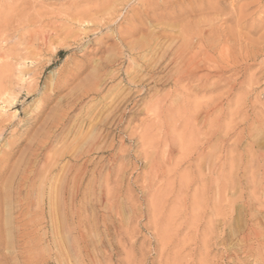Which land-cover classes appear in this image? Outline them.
Wrapping results in <instances>:
<instances>
[{
  "label": "rangeland",
  "instance_id": "rangeland-1",
  "mask_svg": "<svg viewBox=\"0 0 264 264\" xmlns=\"http://www.w3.org/2000/svg\"><path fill=\"white\" fill-rule=\"evenodd\" d=\"M121 1L0 0V264H264V0Z\"/></svg>",
  "mask_w": 264,
  "mask_h": 264
},
{
  "label": "bare ground",
  "instance_id": "bare-ground-1",
  "mask_svg": "<svg viewBox=\"0 0 264 264\" xmlns=\"http://www.w3.org/2000/svg\"><path fill=\"white\" fill-rule=\"evenodd\" d=\"M94 1H95V0H94ZM98 1H99V0H98ZM120 1H121V0H120ZM141 1H142V0H141ZM141 1H140V3H141ZM156 1H157V0H156ZM164 1H165V0H164ZM187 1H188V0H187ZM198 1H199V0H198ZM215 1H216V0H215ZM184 2H185V1H184ZM91 3H92V1L90 2V4H91ZM96 3H97V1H96ZM121 3H122V1H121ZM147 3H148V1H147ZM147 3H146V4H147ZM149 3H150V1H149ZM153 3H154V0H153ZM166 3H167V0H166ZM175 3H176V1H175ZM200 3H201V2H200ZM208 3H209V0H208ZM94 4H95V3H94ZM124 4H125V3H124ZM137 4H138V3H137ZM162 4H163V3H162ZM195 4H196V1H195ZM144 5H145V4H144ZM147 5H148V4H147ZM155 5H156V4H155ZM164 5H165V4H164ZM206 5H207V4H206ZM211 5H212V4H211ZM213 5L215 6L216 4L213 3ZM97 6H98V7H97ZM97 6H96V5H93V7H95V8H99V7H100V5H97ZM124 6H125V5H124ZM128 6H129V5H128ZM132 6H133V5H132ZM149 6H150V4H149ZM149 6H148V7H149ZM156 6H157V5H156ZM159 6H160V5H159ZM165 6H166V5H165ZM198 6H199V5H198ZM93 7H92V8H93ZM121 7H122V6H121ZM129 7H130V6H129ZM145 7H146V6H145ZM145 7H144V8H145ZM150 7H151V6H150ZM150 7H149V8H150ZM152 7H153V5H152ZM152 7H151V8H152ZM157 7H158V6H157ZM157 7H156V9H157ZM194 7H195V6H194ZM199 7H200V6H199ZM203 7H205V6L203 5ZM83 8H85V7H83ZM90 8H91V6L89 7V9H90ZM95 8H94V9H91V11H92V10H95ZM102 8H104V7H102ZM109 8H111V6H110ZM109 8H108V10H109ZM146 8H147V7H146ZM169 8H170V7H169ZM184 8H185V7H184ZM189 8H192V7H189ZM105 9H106V8H105ZM111 9H112V8H111ZM138 9H139V8H138ZM141 9H142V6L140 7V10H141ZM154 9H155V8H154ZM156 9H155V10H156ZM166 9H167V8H166ZM180 9H181V8H180ZM180 9H179V10H180ZM185 9H186V8H185ZM200 9H201V8H200ZM209 9H210V8H209ZM79 10H80V9H79ZM96 10H97V9H96ZM96 10H95V12H96ZM98 10H100V8H99ZM98 10H97V11H98ZM101 10L103 11V9H101ZM115 10H116V9H115ZM133 10H135V9L133 8ZM140 10H139V11H140ZM142 10H143V9H142ZM145 10H147V9H145ZM164 10H165V9H164ZM168 10H169V9H168ZM190 10H191V9H190ZM202 10H203V9H202ZM102 11H101V12H102ZM104 11H105V10H104ZM125 11H126V10H125ZM128 11H129V10H128ZM128 11H127V12H128ZM137 11H138V10H137ZM139 11H138V12H139ZM162 11H163V10H162ZM165 11H166V10H165ZM165 11H164V12H165ZM169 11H170V10H169ZM169 11H168V12H169ZM180 11H181V10H180ZM203 11H204V10H203ZM73 12H74V11H73ZM76 12H77V11H76ZM79 12L81 13V11H79ZM79 12H78L77 14H79ZM82 12H83V11H82ZM84 12H85V11H84ZM105 12H106V11H105ZM116 12H119V10H117ZM122 12H123V11H122ZM143 12H144V11H143ZM166 12H167V11H166ZM166 12H165V14H166ZM183 12H186V11H183ZM98 13H100V12L98 11ZM109 13H112V12H109ZM173 13H175V11L172 12V14H173ZM75 14H76V13H75ZM128 14H129V13H128ZM136 14H137V13H136ZM141 14H142V13H141ZM150 14H151V13H150ZM154 14H155V11H154ZM177 14H179V13H177ZM109 15H110V14H109ZM117 15H118V14H117ZM122 15H123V14H122ZM125 15H126V14H125ZM125 15H124V16H125ZM146 15H147V14H146ZM168 15H171V14H168ZM183 15H184V13H183ZM120 16H121V14H120ZM130 16H131V15H130ZM144 16H145V15H144ZM148 16H149V15H147V17H148ZM151 16H152V15H151ZM156 16H157V15H156ZM158 16H159V15H158ZM165 16H167V15H165ZM176 16H177V15H176ZM178 16H179V15H178ZM178 16H177V17H178ZM180 16H181V14H180ZM88 17H89V16H88ZM98 17H99V16H98ZM101 17H103V16H101ZM104 17H105V16H104ZM109 17H110V16H109ZM109 17H108V18H109ZM114 17H115V16H114ZM145 17H146V16H145ZM153 17H154V16H153ZM162 17H163V16H162ZM177 17H176V19H175V18H174V19L172 18V20H174V22H175V20H176V21H179V20H177ZM215 17H216V16H215ZM74 18H75V17H74ZM80 18H81V17H80ZM80 18H79V20H80ZM95 18H96V17H95ZM99 18H100V17H99ZM105 18H106V17H105ZM118 18H119V16H118ZM120 18H122V17H120ZM123 18H124V17H123ZM126 18H127V17H126ZM165 18H166V17H165ZM72 19H73V18H72ZM72 19H71V20H72ZM77 19H78V18H77ZM81 19H82V18H81ZM89 19H91V18H89ZM96 19H97V18H96ZM100 19H101V18H100ZM132 19H133V18H132ZM154 19H155V17H154ZM157 19H158V18H157ZM73 20H74V19H73ZM86 20H87V19H86ZM91 20L93 21V24H94L95 21H94L93 19H91ZM91 20H90V21H91ZM103 20H104V19H103ZM103 20H102V22H104ZM110 20H111V18H110ZM150 20H151V19H150ZM166 20H167V19H166ZM69 21H70V20H69ZM114 21H115V20H113V22H114ZM121 21H123V19H122ZM153 21H154V20H153ZM169 21H170V20H169ZM180 21H181V20H180ZM197 21H198V20H197ZM71 22H73V21H71ZM74 22H75V21H74ZM74 22H73V23H74ZM86 22H87V21H86ZM109 22H110V21H109ZM111 22H112V21H111ZM148 22H149V21H148ZM154 22H155V21H154ZM199 22H200V21H199ZM76 23H77V22H76ZM76 23H75V24H76ZM88 23H89V21L87 22V24H88ZM96 23H97V22H96ZM115 23H117V22H115ZM144 23H145V22H144ZM161 23H162V22H161ZM164 23H165V22H164ZM178 23H179V22H178ZM205 23H207V22H205ZM82 24H83V23H82ZM87 24H85V25H87ZM89 24H90V23H89ZM108 24H109V23H108ZM108 24H106V25H108ZM134 24H135V23H134ZM142 24H143V22H142ZM142 24H141V25H142ZM175 24H176V23H175ZM186 24H187V23H186ZM186 24H185V25H186ZM196 24H197V23H196ZM196 24H195V25H196ZM203 24H204V23H203ZM211 24H212V23H211ZM211 24L209 23V25H211ZM79 25H80V24H79ZM83 25H84V24H83ZM85 25H84V28L88 27V26L85 27ZM91 25H92V24H91ZM109 25H111V23H110ZM139 25H140V24H139ZM139 25H138V26H139ZM145 25H147V23H146ZM151 25H152V24H151ZM154 25L157 26V24H154ZM165 25H167V24H165ZM178 25H179V24H177V26H178ZM185 25H184V28L186 27ZM197 25H198V24H197ZM81 26H82V25H81ZM95 26H96V24H95ZM98 26H99V25H98ZM134 26H135V25H133L132 27L134 28ZM147 26H148V25H147ZM147 26H146V27H147ZM158 26H159V25H158ZM160 26H161V25H160ZM170 26H171V24H170ZM215 26H216V25H215ZM90 27H91V26H90ZM101 27H102V25H101ZM103 27H105V26H103ZM106 27H107V26H106ZM142 27H143V26H142ZM167 27H168V26H167ZM173 27H174V26H173ZM216 27H217V26H216ZM79 28H80V27H79ZM95 28H96V27H95ZM111 28H112V27H111ZM130 28H131V27H130ZM180 28H181V27H180ZM180 28H179V29H180ZM203 28H205V27H203ZM208 28H209V27H208ZM152 29H153V26H152ZM168 29H169V28H168ZM199 29L201 30V28H199ZM206 29H207V27H206ZM215 29H216V28H215ZM97 30H98V29H97ZM97 30H96V31H97ZM121 30H124V28H123V29L121 28ZM125 30H126V29H125ZM129 30H130V29H129ZM142 30H143V28H142ZM144 30H145V29H144ZM149 30H150V28H149ZM156 30H157V29H156ZM162 30H164V29H162ZM169 30H171V29H169ZM180 30H181V29H180ZM194 30H195V29H194ZM213 30H214V29H213ZM67 31H69V29H68ZM67 31H66V32H67ZM100 31H102V30H100ZM109 31H111V30H109ZM109 31H108V32H109ZM112 31H113V30H112ZM127 31H128V30H127ZM139 31H140V30H139ZM158 31H160V30H158ZM165 31H166V30H165ZM195 31H196V30H195ZM201 31H202V30H201ZM66 32H65V33H66ZM125 32H126V31H125ZM132 32H133V31H132ZM136 32H137V31H136ZM141 32H142V31H141ZM148 32H149V31H148ZM148 32H147V34H148ZM162 32H163V31H162ZM173 32H174V31H173ZM199 32H200V31H199ZM207 32H209V31H207ZM215 32H216V31H215ZM71 33H72V32H71ZM87 33H89V32L87 31ZM95 33H96V32H95ZM100 33H101V32H100ZM127 33H128V32H127ZM129 33H130V32H129ZM134 33H135V32H134ZM138 33H139V32H138ZM157 33H158V32H157ZM159 33H160V32H159ZM178 33H179V32H178ZM191 33H192V32H191ZM213 33H214V32H213ZM76 34H77V33H76ZM120 34H122V33L119 32L118 35H120ZM125 34H126V33H125ZM131 34H132V33H131ZM153 34H154V33H153ZM204 34H205V33H204ZM209 34H210V33H209ZM78 35H79V34H78ZM118 35H117V36H118ZM157 35H158V34H157ZM162 35H163V34H162ZM191 35H192V34H191ZM201 35H202V34H201ZM206 35H207V34H206ZM56 36H58V34H57ZM67 36H68V34H67ZM72 36H73V35H72ZM123 36H125V35H123ZM163 36H164V35H163ZM166 36L169 37V35H165V37H166ZM172 36H173V35H172ZM186 36H187V35H186ZM60 37H61V36H60ZM60 37H59V38H60ZM63 37H64V36H63ZM118 37H119V36H118ZM121 37H122V35H121ZM146 37H147V36H146ZM158 37H159V36H158ZM71 38H72V37H71ZM122 38H124V37H122ZM140 38H141V37H140ZM159 38H161V37H159ZM188 38H189V37H188ZM188 38H187V39H188ZM209 38H210V37H209ZM50 39H51V38H50ZM60 39H61V38H60ZM62 39H63V38H62ZM76 39H77V38H76ZM119 39L121 40V38H119ZM142 39H143V37H142ZM144 39H145V37H144ZM144 39H143V40H144ZM172 39H173V37H172ZM172 39H171V40H172ZM184 39H185V38H184ZM45 40H46V39H45ZM47 40H48V38H47ZM52 40H53V39H51V41H52ZM137 40H138V38L135 39V41H137ZM139 40H140V39H139ZM145 40H146V39H145ZM151 40H152V39H151ZM153 40H154V39H153ZM205 40H206V39H205ZM207 40H208V39H207ZM210 40H212V38H211ZM48 41H50V40H48ZM51 41H50V42H51ZM77 41H78V40H77ZM97 41H98V40H97ZM133 41H134V40H133ZM147 41H149V40H147ZM169 41H170V40H169ZM79 42H80V41H79ZM122 42H123V41H122ZM140 42H143V41L140 40ZM171 42H172V41H171ZM171 42H170V43H171ZM181 42H182V41H181ZM197 42H198V41H197ZM197 42H196V43H197ZM206 42H207V41H206ZM214 42H215V41H214ZM46 43H47V42H46ZM131 43H133V42H131ZM151 43H152V42H151ZM199 43H200V42H199ZM203 43H204V42H203ZM203 43H202V44H203ZM216 43H217V42H216ZM145 44H146V43H145ZM153 44H154V43H153ZM153 44H152V45H153ZM193 44H194V43H193ZM197 44H198V43H197ZM197 44H196V45H197ZM206 44H207V43H206ZM124 45H125V44H124ZM127 45H128V44H127ZM147 45H148V44H147ZM154 45H155V44H154ZM182 45H183V44H182ZM194 45H195V44H194ZM44 46H49V45H45V44H44ZM131 46H132V45H131ZM136 46H137V45H136ZM149 46H150V45H149ZM156 46H157V45H156ZM180 46H181V45H180ZM201 46H202V45H201ZM204 46H205V45H204ZM207 46H208V45H207ZM213 46H214V45H213ZM217 46H218V44H217ZM127 47H128V46H127ZM141 47H142V46H141ZM143 47H144V46H143ZM143 47H142V48H143ZM152 47H153V46H152ZM158 47H159V46H158ZM158 47H157V48H158ZM161 47H162V46H161ZM187 47H189V45H188ZM195 47H196V46H195ZM214 47H215V46H214ZM139 48H140V46H139ZM139 48H138V49H139ZM154 48H155V47H154ZM154 48H153V49H154ZM167 48H168V47L166 46L165 49H167ZM199 48H201V47H199ZM199 48H198V49H199ZM202 48H203V47H202ZM115 49H116V48H115ZM131 49H133V47H132ZM145 49H146V48H145ZM162 49H163V48H162ZM165 49H164V50H165ZM177 49H178V48H177ZM192 49H193V48H192ZM192 49H190V50H192ZM213 49H214V48H213ZM126 50H127V49H126ZM140 50H141V49H140ZM148 50H149V49H148ZM175 50H176V49H175ZM207 50H210V49H207ZM133 51H134V50H133ZM133 51H132V52H133ZM144 51H146V50H144ZM144 51H143V49H142V52H143V53H144ZM155 51H156V50H154V52H155ZM186 51H187V49H186ZM194 51H195V50H194ZM132 52H130V53H132ZM191 52H192V51H191ZM123 53H124V52H123ZM155 53H156V52H155ZM175 53H176V51H175ZM208 53H210V52H208ZM145 54H147V53H145ZM149 54H151V52H150ZM164 54H165V53H164ZM172 54H174V53H172ZM193 54H194V53H192V55H193ZM195 54L197 55V53H195ZM205 54H206V53H205ZM133 55H134V54H133ZM140 55H141V54H140ZM142 55H143V54H142ZM142 55H141V56H142ZM147 55H148V54H147ZM165 55H166V54H165ZM206 55H207V54H206ZM114 56L117 57L115 54H114ZM119 56H120V55H119ZM122 56H123V55H122ZM152 56H153V55H152ZM152 56H150V57H152ZM163 56H164V55H163ZM177 56H178V55H177ZM202 56H203V54H202ZM110 57H112V56H110ZM110 57H109V58H110ZM164 57H165V56H164ZM170 57H172V55H171ZM189 57H190V56H189ZM189 57H188V58H189ZM194 57H195V55H194ZM112 58H113V57H112ZM143 58H144V57H143ZM188 58H187V59H188ZM137 59H138V58H137ZM151 59H152V58H151ZM161 59H162V58H161ZM167 59H169V58L167 57ZM167 59H166V60H167ZM175 59H176V58H175ZM182 59H183V58H182ZM192 59H193V58H192ZM116 60H117V59H116ZM121 60H122V59H121ZM140 60H141V59H140ZM143 60H144V59H143ZM146 60H147V59H146ZM180 60H181V59H180ZM188 60H189V59H188ZM202 60H203V59L201 58V61H202ZM123 61H124V60H123ZM144 61H145V60H144ZM164 61H165V59H164ZM206 61H207V59H206ZM141 62H142V60H141ZM141 62H140V63H141ZM145 62H146V61H145ZM147 62H148V61H147ZM151 62H152V61H151ZM192 62H193V61H192ZM118 63H119V62H118ZM123 63H124V62H123ZM140 63H139V64H140ZM142 63H143V62H142ZM172 63H173V62H172ZM172 63H171V64H172ZM189 63H190V62H189ZM198 63H200V62H198ZM143 64H145V63H143ZM143 64H142V65H143ZM154 64H155V63H154ZM171 64H170V65H171ZM195 64H196V63H195ZM105 65L108 66V62L105 63ZM149 65H151V64H149ZM160 65H162V63H161ZM170 65H169V66H170ZM183 65H184V64H183ZM193 65H194V64H193ZM200 65H201V64H200ZM135 66H138V65H134V67H135ZM140 66H141V65H140ZM171 66H173V65H171ZM185 66H187V67H185V68L183 69L182 73H187L186 71H188L189 73H191V71H190V67H189L190 64H186ZM103 67H105V66L103 65ZM108 67H109V66H108ZM134 67L132 66V68H134ZM138 67H139V66H138ZM147 67H148V66H147ZM149 67H150V66H149ZM154 67H155V66H154ZM174 67H175V66H174ZM212 67H213V66H212ZM100 68H101V67H100ZM141 68H142V67H141ZM193 68H194V67H193ZM209 68H210V67H209ZM209 68H208V69H209ZM216 68H217V67H216ZM218 68H219V67H218ZM218 68H217V69H218ZM168 69L170 70V68H168ZM172 69H173V71H174V68H172ZM172 69H171V70H172ZM98 70H99V69H98ZM128 70H129V67H128L127 71H128ZM140 70H141V69H140ZM140 70H139V71H140ZM157 70H158V69H157ZM176 70H177V69H176ZM178 70H179V69H178ZM178 70H177V71H178ZM103 71H104V69H103ZM120 71H121V70H120ZM139 71H138V72H139ZM153 71H155V69H154ZM161 71H163V70H161ZM193 71H194V70H193ZM193 71H192V72H193ZM204 71H205V70H204ZM207 71H208V70H207ZM207 71H206V72H207ZM146 72H147V71H146ZM149 72H150V69H149ZM158 72H159V71H158ZM164 72H165V71H164ZM167 72H168V70H167ZM200 72H201V70L199 71V73H200ZM217 72H218V71H217ZM117 73H118V72H117ZM169 73H170V72H169ZM97 74H98V73H97ZM97 74H96V75H97ZM121 74H122V73H121ZM148 74H149V73H148ZM178 74H179V72H178ZM180 74H181V72H180ZM200 74H201V73H200ZM208 74H209V73H208ZM208 74H207V75H208ZM212 74H213V73H212ZM101 75H103V74H101ZM151 75L153 76V73H152ZM205 75H206V74H205ZM216 75H217V74H216ZM98 76H99V75H98ZM118 76H119V75H118ZM180 76H181V75H180ZM92 77H93V76H92ZM94 77H95V76H94ZM100 77H101V76H100ZM119 77H120V76H119ZM121 77H122V76H121ZM133 77H134V76H133ZM178 77H179V76H178ZM198 77H199V76H198ZM205 77H206V76H205ZM209 77H210V76H209ZM115 78H117V77H115ZM157 78H158V77H157ZM162 78H163V77H162ZM180 78H181V77H180ZM203 78H204V76H203ZM207 78H208V77H207ZM108 79H109V78H108ZM164 79H165V76H164ZM169 79H170V78H169ZM198 79H199V78H198ZM100 80H102V79H100ZM100 80H99V81H100ZM113 80H114V79H113ZM133 80H134V79H133ZM135 80H136V79H135ZM157 80H158V79H157ZM175 80H176V79H175ZM206 80H207V79H206ZM136 81H138V80H136ZM140 81H141V80H140ZM143 81H144V80H143ZM163 81H164V80H163ZM194 81H195V80H194ZM210 81H211V80H210ZM210 81H209V82H210ZM91 82H92V81H91ZM104 82H105V81H104ZM124 82H125V81H124ZM168 82H169V80H168ZM197 82H198V81H197ZM197 82H196L195 84H197ZM211 82H212V81H211ZM101 83H103V82H101ZM130 83H133V82H130ZM156 83H157V82H156ZM163 83H164V82H163ZM169 83H170V82H169ZM89 84H90V83H89ZM93 84H95V82H94ZM122 84H124V83H122ZM142 84H143V83H142ZM147 84H148V82H147ZM158 84H159V82H158ZM166 84H167V83H166ZM184 84H185V83H184ZM211 84H212V83H211ZM100 85H101V84H100ZM103 85H104V84H103ZM108 85H109V84H108ZM176 85H178V84H176ZM93 86H94V85H93ZM115 86H116V85H115ZM121 86H122V85H121ZM142 86H143V85H142ZM194 86H195V85H194ZM209 86H210V85H209ZM96 87H97V86H96ZM98 87H99V86H98ZM101 87L103 88V86H101ZM106 87H107V86H105V89H106ZM110 87H111V86H110ZM149 87H150V86H149ZM178 87H179V86H178ZM182 87H183V85H182ZM185 87H186V86H185ZM206 87H207V86H206ZM93 88H95V86H94ZM102 88H101V90H103ZM121 88H122V87H121ZM150 88H151V87H150ZM174 88H175V87H174ZM2 89H4V88H2ZM112 89H113V88H112ZM119 89H120V88H119ZM142 89H143V88H142ZM179 89H180V87H179ZM185 89H186V88H185ZM204 89H205V88H204ZM186 90H187V89H186ZM78 91H79V90H78ZM132 91H133V89H132ZM148 91H150V90H148ZM167 91H169V90H167ZM82 92H83V91H82ZM93 92H95V91H93ZM96 92H98V91H96ZM105 92H106V91H105ZM105 92H104V93H105ZM107 92H109V91L107 90ZM111 92H112V91H111ZM119 92H120V91H119ZM129 92H130V91H129ZM139 92H140V91H139ZM146 92H147V91H146ZM153 92H154V91H153ZM169 92H170V91H169ZM171 92H172V90H171ZM9 93H10V92H9ZM9 93H7V94H9ZM76 93H78V92H76ZM83 93H84V92H83ZM116 93H117V91H116ZM121 93H122V90H121ZM140 93H141V92H140ZM150 93H151V92H150ZM166 93H167V92H166ZM184 93H185V92H184ZM190 93H191V92H190ZM190 93H189V94H190ZM80 94H81V93H80ZM89 94H91V93H89ZM99 94H100V93H99ZM102 94H103V93H102ZM106 94H107V93H106ZM108 94H109V93H108ZM118 94H119V93H118ZM172 94H173V93H172ZM185 94H186V93H185ZM3 95H5V94H3ZM9 95H10V94H9ZM9 95H8V96H9ZM86 95H87V94H86ZM145 95H146V94H145ZM148 95H149V94H148ZM178 95H179V94H178ZM182 95H183V94H182ZM191 95H192V94H191ZM193 95H194V93H193ZM195 95H196V93H195ZM195 95H194V97H195ZM199 95H200V94H199ZM201 95H202V94H201ZM1 96H2V95H1ZM72 96H73V95H72ZM88 96H89V95H88ZM109 96L111 97V95H109ZM113 96H114V95H113ZM118 96H119V95H118ZM127 96H128V93H127ZM129 96H130V95H129ZM129 96H128V97H129ZM150 96H151V95H150ZM153 96H154V95H153ZM184 96H185V95H184ZM184 96H183V97H184ZM197 96H198V93H197ZM4 97H5V96H4ZM102 97H106V96H102ZM8 98H11V96H9ZM96 98H97V97H96ZM107 98H109V97H107ZM152 98H153V97H152ZM161 98H162V96H161ZM185 98H187V97H185ZM1 99H2V98H1ZM1 99H0V100H1ZM6 99H7V98H6ZM67 99H68V98H67ZM71 99H73V98H71ZM91 99H92V98H91ZM103 99H104V98H103ZM125 99H126V98H125ZM150 99H151V98H150ZM157 99H159V98H157ZM182 99H183V98H182ZM188 99H189V100H192V98H191V99L188 98ZM73 100H74V99H73ZM97 100H98V99H97ZM184 100H186V99H184ZM189 100H186V101H188V102H187V103H184V104H185V105H186V104L189 105ZM202 100H203V99H202ZM1 101H2V100H1ZM7 101H8V100H7ZM98 101H100V100H98ZM161 101H162V100H161ZM168 101H169V100H168ZM186 101H185V102H186ZM193 101H195V100L193 99ZM198 101H200V100H198ZM12 102H13V101H12ZM70 102H71V101H70ZM70 102H69V103H70ZM90 102H91V101H90ZM96 102H97V101H96ZM120 102H121V101H120ZM150 102H153V100L150 101ZM150 102H148L149 105H150ZM0 103H1V102H0ZM92 103H93V102H92ZM99 103H100V102H99ZM104 103H105V102H104ZM155 103H156V102H155ZM165 103H167V102H165ZM195 103H197V102H195ZM5 104H7V103H5ZM71 104H72V103H71ZM78 104H79V103H78ZM97 104H98V103H97ZM101 104H102V103H101ZM135 104H136V103H135ZM158 104H159V103L157 102L156 105L159 107ZM216 104H217V103H216ZM68 105H69V104H68ZM75 105H76V103H75ZM89 105H90V104H89ZM106 105H107V104H106ZM147 105H148V104H147ZM147 105H146V106H147ZM154 105H155V104H154ZM165 105H167V104H165ZM178 105H179V104H178ZM212 105H213V104H212ZM98 106H99V105H98ZM101 106H102V105H101ZM190 106L192 107V103H191ZM194 106H195V105H194ZM207 106H208V105H207ZM4 107H6V106H4ZM67 107H68V106H67ZM88 107H89V106H88ZM102 107H103V106H102ZM107 107H108V106H107ZM165 107H166V109H167V106H165ZM168 107H169V106H168ZM172 107H173V106H172ZM200 107H201V106H200ZM200 107H199V108H200ZM210 107H212V106L210 105ZM214 107H215V105H214ZM69 108H70V107H69ZM86 108H87V107H86ZM105 108H106V107H105ZM185 108H186V106H185ZM194 108H195V107H194ZM203 108L205 109L206 107H203ZM203 108H202V109H203ZM212 108H213V107H212ZM84 109H85V108H84ZM101 109H102V108H101ZM147 109H149V108H147ZM155 109H156V108H155ZM157 109H158V108H157ZM176 109H177V108H176ZM82 110H83V109H82ZM108 110H109V108H108ZM150 110H151V109H150ZM158 110H159V109H158ZM198 110L201 111L200 109H197V111H198ZM214 110H215V109H214ZM2 111H3V109H2ZM99 111H100V110H99ZM151 111H152V110H151ZM164 111H166V110H164ZM174 111L177 112V110H173V114L175 115L176 112H174ZM178 111H179V110H178ZM183 111H184V110H183ZM190 111H191V110H190ZM209 111L212 112L210 109H209ZM66 112H68V111H66ZM84 112H85V111H84ZM110 112H111V111H110ZM125 112H126V111H125ZM143 112H144V111H143ZM145 112H146V111H145ZM145 112H144V113H145ZM147 112H148V111H147ZM167 112H168V110H167ZM181 112H182V111H181ZM202 112H203V111H202ZM205 112H206V111H205ZM87 113H88V112H87ZM102 113H103V112H102ZM136 113H137V112H136ZM178 113H179V112H178ZM197 113H198V112H197ZM82 114L84 115V113H82ZM89 114H90V113H89ZM109 114H110V113H109ZM137 114H138V113H137ZM191 114H192V113H191ZM68 115H69V114H68ZM68 115H67V116H68ZM87 115H88V114H87ZM153 115H154V114H153ZM153 115H152V116H153ZM166 115H168V114H166ZM170 115H171V117H172V114H170ZM181 115H182V114H181ZM196 115H197V114H196ZM205 115H207V114H205ZM69 116H70V115H69ZM81 116H82V115H81ZM146 116H147V115H146ZM148 116H151V115H148ZM168 116H169V115H168ZM176 116H177V115H176ZM188 116H190V114H189ZM63 117H64V116H63ZM120 117H121V116H120ZM161 117H162V116H161ZM166 117H167V116H166ZM196 117H197V116H196ZM198 117H199V116H198ZM200 117H201V116H200ZM203 117H205V116H203ZM209 117H210V116H209ZM65 118H66V117H64V119H65ZM153 118H157V117H156V116H155V117L153 116ZM163 118H164V116H163ZM173 118H174V116L172 117V119H173ZM178 118H179V117H178ZM181 118H182V117H181ZM111 119H112V118H111ZM132 119H133V117H132ZM132 119H131V121H132ZM147 119H148V118H147ZM157 119H158V118H157ZM168 119H169V118H168ZM174 119H175V118H174ZM182 119H183V118H182ZM196 119H197V118H196ZM201 119H202V118H201ZM67 120H68V119H67ZM138 120H139V119H138ZM150 120H151V118H150ZM164 120H165V119H164ZM164 120H161V121L163 122ZM59 121H60V120H59ZM61 121H62V119H61ZM116 121H117V120H116ZM155 121H157V120H155ZM167 121H168V120H167ZM178 121L180 122V119H179ZM181 121H182V120H181ZM208 121H209V120H208ZM139 122H140V121H139ZM141 122H142V121H141ZM159 122H160V121H159ZM159 122H158L157 124H159ZM182 122H183V121H182ZM182 122H181V123H182ZM150 123H151V122H150ZM152 123H153V120H152ZM160 123H161V122H160ZM174 123L176 124V122H174ZM174 123H173V126L175 125ZM181 123H179V124H181ZM185 123H186V122H185ZM157 124H156V125H157ZM179 124H178V126L181 128L182 126H180ZM187 124H188V122H187ZM189 124H190V123H189ZM198 124H200V123H198ZM99 125H100V124H99ZM153 125H154V124H153ZM163 125H164V124H163ZM176 125H177V124H176ZM207 125H208V124H207ZM60 126H61V125H60ZM63 126H65V125H63ZM105 126H106V125H105ZM139 126H140V125H139ZM151 126H152V125H151ZM157 126H158V125H157ZM189 126H190V125H189ZM194 126H195V124H194ZM197 126H198V125H197ZM199 126H200V125H199ZM208 126H209V125H208ZM213 126H214V125H213ZM213 126L211 125L210 128L212 129ZM56 127H57V126H56ZM58 127H59V126H58ZM118 127H119V126H118ZM174 127L176 128V126H174ZM103 128L105 129V127H103ZM155 128H156V127H155ZM155 128H154V129H155ZM158 128H159V127H158ZM169 128H170V127H169ZM185 128H186V126H185ZM194 128H196V127H194ZM164 129H165V127H164ZM167 129H168V128H167ZM188 129H189V127H188ZM190 129H191V127H190ZM211 129H210V130H211ZM155 130H156V129H155ZM155 130H154V131H155ZM158 130L160 131V129H158ZM162 130H163V129H162ZM177 130H178V129H177ZM200 130H201V129H200ZM70 131H71V130H70ZM97 131H98V130H97ZM102 131H103V130H102ZM135 131H136V130H135ZM135 131H134V133H135ZM151 131H152V130H151ZM167 131H168V130H167ZM178 131H180V130H178ZM184 131H185V129H184ZM191 131H192V130H191ZM216 131H217V130H216ZM99 132H100V131H99ZM139 132H140V131H139ZM146 132H148V131H146ZM181 132H183L182 129H181ZM186 132H187V131H186ZM210 132H212V130H211ZM213 132H214V129H213ZM101 133H102V132H101ZM143 133H144V132H143ZM150 133H151V132H150ZM153 133H155V132H153ZM162 133H163V131H162ZM176 133H178V132H176ZM195 133H196V132H195ZM55 134H56V133H55ZM92 134H93V133H92ZM103 134H105V133H103ZM136 134H137V132H136ZM136 134H134V135H136ZM140 134H141V133H140ZM202 134H204V133H202ZM215 134H216V133H215ZM90 135H91V134H90ZM131 135H132V132H131ZM151 135H152V133H151ZM167 135H168V134H167ZM167 135H166V136H167ZM178 135H179V134H178ZM181 135H182V134H181ZM188 135H189V132H188ZM93 136H94V135H93ZM140 136H141V135H140ZM152 136H154V135H152ZM168 136H169V135H168ZM189 136H190V135H189ZM193 136H194V135H193ZM197 136H199V135H197ZM201 136H202V135H201ZM213 136H214V135H213ZM50 137H51V136H50ZM91 137H92V136H91ZM101 137H102V136H101ZM150 137H151V136H150ZM181 137H182V136H181ZM181 137H180V138H181ZM144 138H145V137H144ZM202 138H203V137H202ZM92 139H93V138H92ZM99 139H100V137H99ZM147 139H148V137H147ZM172 139H173V138H172ZM191 139H192V138H191ZM174 140H175V139H174ZM92 141H93V140H92ZM94 141H95V140H94ZM94 141H93V142H94ZM191 141H192V140H191ZM212 141H213V140H212ZM88 142H89V141H88ZM145 142H146V141H145ZM195 142H197V141H195ZM201 142H202V141H201ZM201 142H200V145H201ZM98 143H99V142H98ZM168 143H169V142H168ZM210 143H211V142H210ZM95 144H96V143H95ZM95 144H94V145H95ZM181 144H182V142H181ZM202 144H204V143L202 142ZM207 144H208V142H207ZM91 145H92V144H91ZM166 145H167V144H166ZM166 145H165V146H166ZM184 146H185V145H184ZM184 146H183V147H184ZM93 147H94V146H93ZM167 147H169V144L167 145ZM185 147H186V146H185ZM194 147H195V145H194ZM197 147H199V146H197ZM91 148H92V147H91ZM186 148H187V147H186ZM192 148H193V147H192ZM202 148H203V147H201V149H202ZM167 149H168V148H166V150H167ZM169 149H170V147H169ZM169 149H168V150H169ZM183 149H184V148H183ZM168 150H167V151H168ZM189 150H190V149H189ZM204 150H205V149H204ZM90 151H91V150H90ZM92 151H93V150H92ZM203 152H204V151H203ZM182 153H184V152H182ZM200 153H201V152H200ZM61 154H62V153H61ZM197 154H198V153H197ZM181 155H182V154H181ZM190 155H191V154H190ZM200 155H201V154H200ZM202 155H203V154H202ZM61 156H62V155H61ZM59 157H60V156H59ZM170 161H171V160H170ZM84 163H85V162H84ZM153 164H154V162H153ZM82 165H83V164H82ZM84 165H85V164H84ZM210 165H211V164H210ZM85 166H86V165H85ZM70 167H71V166H70ZM80 167H82V166H80ZM83 167H84V166H83ZM160 167H162V166H160ZM74 168H75V166H74ZM84 168H85V167H84ZM86 168H87V167H86ZM71 169H72V168H71ZM82 169H83V168H82ZM87 169H88V168H87ZM69 170H70V169H69ZM71 171H72V170H71ZM72 172H74V171H72ZM75 172H76V169H75ZM87 172H88V171H87ZM65 173H66V172H65ZM100 173H101V172H100ZM70 174H71V173H70ZM70 174H69V175H70ZM65 175H67V174H65ZM71 175H73V174H71ZM63 176H64V174H63ZM73 176H75V175H73ZM94 177H95V176H94ZM70 178H71V180H72V177H71V176H70ZM64 179H66V178H65V177L62 178V180H64ZM73 179H74V178H73ZM79 179H80V178H79ZM96 179H97V178H96ZM69 180H70V179H69ZM64 181H66V180H64ZM64 181H62V182H64ZM77 181H78V179H77ZM97 182H98V179H97ZM73 183H74V182H73ZM79 185H80V184H79ZM95 185H96V184H95ZM72 186H73V184H72ZM72 186H71V187H72ZM77 186H78V185H77ZM58 187H59V189H60V186H58ZM63 188H64V186H63ZM69 188H70V187H69ZM72 188H73V187H72ZM72 188H71V189H72ZM65 189H66V188H65ZM65 189H64V190H65ZM71 189H70V190H71ZM76 189H77V188H76ZM57 190H58V188H57ZM64 190H63V191H64ZM67 190H68V189H67ZM67 190H65V191H67ZM70 190H69L68 192H70ZM93 190H94V189H93ZM61 191H62V190H61ZM73 191H74V190H73ZM73 191H72V192H73ZM57 192H58V191H57ZM63 193H64V192H63ZM70 193H71V192H70ZM93 193H94V191H93ZM53 194H54V193H53ZM56 194H57V193H56ZM56 194H54L55 197H56ZM61 194H62V193H61ZM73 194H74V193H73ZM73 194H72L71 196H74ZM57 195H58V194H57ZM63 195H64V194H63ZM69 196H70V195H69ZM69 196H68V198L70 199L71 196H70V197H69ZM84 196H85V195H84ZM94 196H95V195H94ZM58 197H60V196H58ZM61 197H62V196H61ZM65 197H66V196H65ZM63 198H64V197H63ZM84 198H86V197H84ZM52 199H54V198H52ZM55 199H56V198H55ZM61 199H62V198H61ZM61 199H60V200H61ZM74 199H75V198H74ZM57 200H58V198H57ZM70 200H72V198H71ZM70 200H69V201H70ZM75 200H76V199H75ZM52 201H54V200H52ZM52 201H51V202H52ZM55 201H56V200H55ZM55 201H54V202H55ZM56 202H57V201H56ZM52 203H53V202H52ZM57 204H58V203H57ZM57 207H58V205L56 206V208H57ZM55 211H57V209L54 210V213H55ZM59 214H60V213H59ZM59 216H60V215H59ZM38 225H39V224H38ZM38 227H39V226H38ZM38 227H37V228H38ZM37 228H36V229H37ZM37 230H38V229H37Z\"/></svg>",
  "mask_w": 264,
  "mask_h": 264
}]
</instances>
